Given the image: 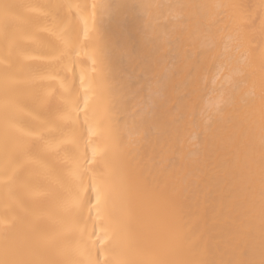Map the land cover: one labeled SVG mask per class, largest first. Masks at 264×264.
I'll list each match as a JSON object with an SVG mask.
<instances>
[{"label": "bare ground", "instance_id": "bare-ground-1", "mask_svg": "<svg viewBox=\"0 0 264 264\" xmlns=\"http://www.w3.org/2000/svg\"><path fill=\"white\" fill-rule=\"evenodd\" d=\"M8 2L26 6L20 9L21 21L16 28L20 48L14 54L25 81L21 85L24 108L16 116L19 126L41 131L44 120L55 117L69 104L83 107L87 97L88 116L101 121L103 134L89 138L81 121L77 125L63 122L59 131L44 133L45 140L31 138L29 153L14 182L8 188L0 183V217L23 216L26 210L41 214L46 200L34 194L44 191L54 180L66 155H82L85 151L90 155L93 146L103 150L114 140L121 145L119 151L109 152L104 159L118 168L132 194L134 230L143 234L161 223L179 227L190 239L176 254L177 260L215 264L250 260L259 264L264 257V218L258 180L253 209L245 186L241 183L235 190L238 186L230 182L229 175L239 167L247 144L254 143L258 148V99L257 123L243 140L240 132L248 127L250 109L242 97H238L236 109L230 110L231 122L226 114L222 122L212 125L211 142L198 115L186 120L180 117L193 100L199 109L215 104L216 69L210 62L206 68L198 61L205 60L200 54L210 44L223 40L237 25L252 41L249 59L259 65L264 51V0ZM222 4L242 7L229 9L224 23L217 26L215 21L224 10L215 6ZM228 26L229 30L220 31ZM62 37L73 41L70 56ZM162 45V53L168 55L153 72L152 54ZM220 50L218 45L217 52ZM188 51L193 53V60L185 67L184 75L178 76L177 70L183 66L180 54ZM3 57L0 38V96ZM193 79L199 89L195 98L191 96ZM255 92L258 97V86ZM141 103L148 104L151 111L148 125L137 135L136 127L145 119L137 113ZM68 137L78 143L48 150L49 144ZM86 140L90 141L87 147ZM87 184L85 177V199ZM177 199L183 205L178 219L173 203ZM43 223L51 230L56 227L49 220ZM95 223L97 234L103 235L104 223ZM87 228L91 233L92 221Z\"/></svg>", "mask_w": 264, "mask_h": 264}, {"label": "snow or ice", "instance_id": "snow-or-ice-1", "mask_svg": "<svg viewBox=\"0 0 264 264\" xmlns=\"http://www.w3.org/2000/svg\"><path fill=\"white\" fill-rule=\"evenodd\" d=\"M24 7L26 6L10 3L8 0H0V38L4 46L3 90L0 96V171H2L0 183H3L5 188L10 187L14 182L15 174L23 167L25 157L30 150L31 138L45 140L47 137L44 133L59 131L63 122L77 125L82 121L85 134L89 138L103 134L101 121L94 116L90 120L88 116L87 97L84 99L83 107L79 104L74 106L69 104L55 117L44 120L41 131L25 130L19 126L16 116L24 108L21 85L25 81L14 54L20 48L16 28L21 21L20 9ZM215 7L224 10L222 16L215 21V25L219 26L228 17L229 9L242 6L222 4ZM230 28L231 26H228L220 31H227ZM85 38H87V30ZM62 39L68 49L67 55H72V39L70 37L66 39L62 37ZM218 45L221 48L219 52H217ZM251 45L252 41L242 26L237 25L223 40L210 44L207 51L200 54L205 60L198 63H203L207 68L210 62L212 68L216 69L214 80L218 84L217 99L214 105L204 109H199L193 100L192 104L185 107L180 119L186 120L189 116L198 115L205 125V135L211 142L212 125L222 122L226 114L231 122L230 110L236 109L237 99L242 97L245 106L250 109L247 113L248 127L240 132L243 140L248 137L249 130L257 123L255 105L258 99L260 127L258 148L254 143L247 144V151L243 160L239 161V167L229 175L232 178L230 182L238 186L235 190H239L241 183L245 186L248 203L253 209L255 186L258 180L260 212L264 218V51L261 52L257 66L249 59ZM162 48L163 45L152 54L153 72L168 55L162 53ZM229 51L231 55L226 54ZM180 55L183 66L178 68L177 75L183 76L185 67L193 60V53L188 51ZM225 72L227 75H224ZM257 86L258 97L255 92ZM198 92L197 82L193 79L191 96L195 98ZM249 100L251 104L248 103ZM150 111L148 104L141 103L138 106L137 113L145 119L136 127L137 135L141 128H146L148 125L147 117ZM81 112L84 113L83 117L80 116ZM105 112L107 113V109ZM178 137L179 130H177V145ZM89 142L85 141V147ZM77 143L72 137L62 138L55 145L49 144L48 150H59L61 145ZM212 146L215 147L214 143ZM120 147L121 145L113 140L103 150L98 151L93 146L90 155L87 151L82 155L69 153L56 172L54 180L49 181L44 191L34 194L35 197H44L46 200L41 214L26 210L23 216L0 217V264H215V262L195 259H175L176 254L190 239L179 227L161 223L143 234L131 227L134 213L132 194L118 168L104 159L109 152L117 153ZM98 155L101 156L99 162ZM236 163L233 161V164ZM85 177L88 178L87 199L84 195ZM173 203L178 219L183 211V205L179 199ZM44 220L54 222L55 229L47 228L43 223ZM89 221H92L91 233L87 228ZM96 221L104 223L105 226L101 229L103 235L97 234ZM101 255L103 260L100 259ZM222 264H256V262L229 260ZM259 264H264V257Z\"/></svg>", "mask_w": 264, "mask_h": 264}]
</instances>
